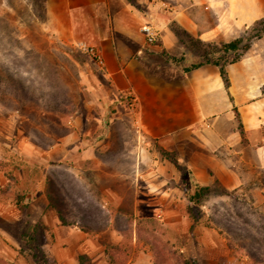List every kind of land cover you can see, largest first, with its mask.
<instances>
[{"label":"rangeland","instance_id":"1","mask_svg":"<svg viewBox=\"0 0 264 264\" xmlns=\"http://www.w3.org/2000/svg\"><path fill=\"white\" fill-rule=\"evenodd\" d=\"M237 38L251 45L243 57H248L247 68L254 73L261 65L264 72V18L243 28L231 29L214 41L222 45ZM175 41V49L169 54L175 64L187 69L206 61L205 54L209 52L206 43L182 31L176 33ZM79 44L59 39L47 0H0V259L9 264H59L54 254L57 247L53 227L58 215L50 206L51 201L56 200L70 224L80 221L82 216L78 213L85 211L84 217H91L104 226L106 231L101 233L98 242L115 251L117 264H126L130 259L131 264H151L152 259L155 264L154 251L155 254L160 251L158 261L162 264H182L179 254L191 264H198V259L188 256L186 251L181 252L191 249V242L184 238L188 232L185 222L189 221L188 202L181 199L184 194L167 195L166 205L170 208L159 211L160 215L148 207H133L136 196L133 190L141 181L137 180L141 166L133 159L140 151L146 149L157 154L149 164L165 171L169 189L178 188L175 171L183 167L177 164L174 148L163 150L155 143L145 144L147 140H143L132 109H113L115 103L111 105L107 100L110 107L104 109L102 116L107 127L104 136L110 132L118 139L111 142L106 139L96 159L74 154L67 163L59 164L49 163L44 158L49 146L76 129L73 123L78 109L91 105L97 113L98 98L102 104L108 98L98 96L95 90L101 85L98 77L105 74V65H99ZM217 57L218 54L213 58ZM157 62L160 70L168 69L169 58L159 56ZM117 112L121 115L118 121L122 129L116 127L113 120ZM118 150L124 155L122 160L114 155ZM117 174L122 177L116 178ZM190 187L184 190L194 189V185ZM256 188L249 196L237 191L236 200L213 195L202 211L208 218L229 222L232 217L229 211L237 208L256 224L260 220L258 216H264V199ZM52 189L57 190L56 195ZM18 197H23L19 206ZM145 197L142 196L144 201ZM121 208L123 212H119ZM130 212L139 219H157L153 224L143 225L142 229L137 228L135 237L127 233L131 227L135 228L127 217ZM117 221L124 233L118 231ZM37 225H42L35 234L37 240L28 247L23 236L30 235ZM205 228H212L213 235L221 234L218 228L200 226L191 234L193 243L206 247V244L201 245V238L207 233ZM89 234L94 237L96 233ZM220 236L214 241L207 264H254L240 246L229 245V239L237 245L242 236L231 238L226 233ZM147 237H154L157 247L144 240ZM30 250L37 259H33ZM97 255L94 248L90 254H79V262L94 264Z\"/></svg>","mask_w":264,"mask_h":264},{"label":"crops","instance_id":"2","mask_svg":"<svg viewBox=\"0 0 264 264\" xmlns=\"http://www.w3.org/2000/svg\"><path fill=\"white\" fill-rule=\"evenodd\" d=\"M47 2L59 39L90 43L99 50L105 74L98 77L101 85L95 90L98 96L108 97L103 104L98 98L99 103L95 104L100 109L97 113L91 105L78 109L73 123L76 129L45 150L44 158L49 163L65 164L74 154L96 159L106 139L110 142L118 139L110 132L104 136L107 127L102 116L104 109L110 107L107 100L111 105L115 103L113 109H132L128 99L132 95L137 106L131 111L143 140H147L145 144L155 143L163 150L174 148L177 164L183 167L175 171L178 188L169 189L165 171L149 164L157 154L146 149L140 151L133 159L141 166L137 177L141 181L133 190L135 209L148 207L160 215L159 211L170 208L166 205L167 195L176 192L182 196L192 185L218 184L228 191L244 192V196H249L257 187L255 191L264 199V72L261 65L258 71L251 73L246 65L248 57H245L227 66L225 81L215 65L204 64L187 70L169 56L175 49L177 32L182 31L202 43L218 40L231 29L263 19L264 0ZM147 26L153 27L158 34L154 43H149L143 32ZM159 56L169 58L167 70H160ZM125 113L130 115L128 111ZM120 117L117 112L113 120L115 126L122 129ZM114 155L118 160L124 156L120 150ZM40 189L43 190L42 186ZM142 196H146L145 201ZM181 199L188 202L185 196ZM130 213L132 215L127 217L136 227L139 217ZM54 220L57 247L54 254L59 264H81L79 254H90L94 248L98 254L94 264L118 263L108 247L98 242L106 230L93 232L96 233L93 237L76 225L66 227L59 218ZM185 224L188 232L184 238L191 242V249L181 252L186 251L188 256L198 259V264H207L214 241L221 238V234L213 235L212 228H205L207 233L201 238V245L206 244V248L193 243L191 234L196 228L191 233L190 220ZM134 235L137 236L136 232ZM152 253L158 264L157 254ZM131 263L132 259L126 264ZM151 264H154L153 259Z\"/></svg>","mask_w":264,"mask_h":264},{"label":"trees","instance_id":"3","mask_svg":"<svg viewBox=\"0 0 264 264\" xmlns=\"http://www.w3.org/2000/svg\"><path fill=\"white\" fill-rule=\"evenodd\" d=\"M205 44V43H203ZM206 47L208 48V53L205 54L206 61L192 65L191 67L187 68V70H191L197 67H200L204 64H212L220 68L221 74L225 81L227 80V72L226 68L227 66L239 62L244 55L250 50L251 45L250 43L244 44L243 38H237L231 42L224 43L222 45L217 44L215 41H211L206 43ZM219 55L217 58H213L214 56ZM232 55V56H231ZM212 56V58H211ZM231 56V58H229ZM56 189H52L53 194L56 193ZM213 195L216 196H225L231 199H238V193L237 191H228L222 187H220L218 184H215L214 186H200L195 185L193 190L186 191L184 193L185 198L188 201V205L186 206V214L188 219L191 222V231H194L195 228L200 226L205 227H213L218 228L221 234H227L231 238H236L239 236H242V239H240L239 244H235L232 240L229 239V245L237 246L246 253V255L250 258L251 261H253L254 264H264V216L260 215L256 224H252L251 221L246 219V216H244L241 212V210L232 209L229 211V215L232 217L230 218L229 222L227 221H221L216 220L215 218H208L206 217V213L202 211V208L204 205L207 204V201L209 198ZM19 198V197H18ZM23 197L19 198L17 200V205L19 206L22 203ZM55 200V199H53ZM51 208H54L57 211L58 218L60 222L67 227V225H76L78 226L82 231L84 232H101L105 230L104 226L102 224H98L95 220H93L91 217H84L87 213L85 211H81L78 214L82 216L80 221H77V223L70 224L66 217L63 214V207L55 201H51L50 203ZM123 209H119V212H123ZM132 215V213H129L128 215ZM78 216V215H76ZM157 219V218H155ZM155 219H139L137 221V226L133 229L131 227L130 232H127L129 234H134L136 232L137 234V228L142 229V226L147 223H155ZM148 225V224H147ZM42 226V225H40ZM40 226H35L34 230H32L30 235H24L23 241H25L28 245V247H32V245L36 242L37 237L35 234H37L38 230H40ZM118 231L124 233V230H122L119 222L116 223ZM46 229V227H42ZM128 234V235H129ZM127 235V234H125ZM127 235V236H128ZM53 238V235H52ZM140 239V238H139ZM154 237H147L144 240L148 241L149 243L153 242L156 246L155 241H153ZM132 246V245H131ZM157 247V246H156ZM132 248V247H131ZM115 259V261L118 262V259L115 257V251L113 250L111 252ZM30 254L33 256V259H37L36 255L32 254V251L30 250ZM160 251H157V261L159 260ZM178 259L182 264H191L189 259H186L183 254L178 255ZM0 264H9L7 261H3L0 259ZM14 264V263H13ZM158 264H162L160 261H158Z\"/></svg>","mask_w":264,"mask_h":264},{"label":"built area","instance_id":"4","mask_svg":"<svg viewBox=\"0 0 264 264\" xmlns=\"http://www.w3.org/2000/svg\"><path fill=\"white\" fill-rule=\"evenodd\" d=\"M144 34L146 35V39L149 43H154L157 40V32L155 29L151 26H147L143 29ZM79 48L84 51L86 54L91 56L99 65L104 66V59L100 55L99 50L87 43H80ZM129 102H130V107L132 108L133 111L136 109V98L132 95H129Z\"/></svg>","mask_w":264,"mask_h":264}]
</instances>
